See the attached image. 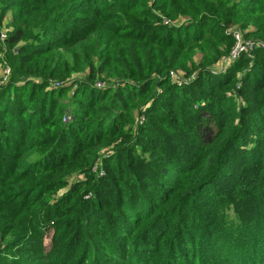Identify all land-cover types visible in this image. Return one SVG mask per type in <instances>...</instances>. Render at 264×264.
I'll use <instances>...</instances> for the list:
<instances>
[{"label":"trees","instance_id":"16d2710c","mask_svg":"<svg viewBox=\"0 0 264 264\" xmlns=\"http://www.w3.org/2000/svg\"><path fill=\"white\" fill-rule=\"evenodd\" d=\"M9 14L0 264H264V50L224 67L234 31L264 43V0H0ZM75 72L64 123L47 88Z\"/></svg>","mask_w":264,"mask_h":264},{"label":"rangeland","instance_id":"374dc122","mask_svg":"<svg viewBox=\"0 0 264 264\" xmlns=\"http://www.w3.org/2000/svg\"><path fill=\"white\" fill-rule=\"evenodd\" d=\"M11 14L8 15V17L3 21L2 25H0V91L2 90L3 87H5L10 80L13 78V66L10 62V58H15V55H17V53H19V48L17 52H15V49L13 50H8V48L5 45L6 40L9 37V34L13 31V28L10 27L9 23L11 21ZM242 36L245 37V35L242 34ZM252 39V38H250ZM255 41H260V40H256V39H252ZM262 42V41H260ZM228 59V58H227ZM226 59V60H227ZM225 60V61H226ZM227 63V62H225ZM228 64V63H227ZM220 69H222L221 66H217L214 67V71H219ZM227 70V69H226ZM9 71V74H8ZM83 73L81 72H75L73 73V75L66 79H54V80H50L49 82V86H48V90L50 91H56V93H63L64 97L61 99V103L63 105H66L67 107V112L64 115V119L63 122L64 123H71L76 115L75 112V107H77L76 102L73 101V99H76L77 95H79V90H80V81L84 79L83 77ZM182 78L187 79L184 75H182ZM176 78H172V82L174 84H176L178 87H185L186 85L190 84V81L192 82L195 78H190L189 81L187 82V84H181L180 82L175 80ZM33 80L36 81V78H34ZM105 81H97L94 84V87L96 89H99V87L97 86L99 83H101L102 85H104ZM111 87V86H110ZM100 90V89H99ZM209 120V119H207ZM204 131H205V136L206 137H210L211 133L214 132L215 130V124L212 122H208V123H204ZM107 156V154H104V157ZM100 163H97L96 165H94L93 167V171L98 173L100 171ZM86 178V176L84 177H80L79 179H74V181L71 183H75V182H80L83 181ZM70 184V185H71ZM69 187H66L63 191L62 194L66 193L69 190ZM60 196H58L59 198ZM91 195H87L86 198H90ZM229 223H234L235 226L239 225L240 223H245L242 220H239L238 218L231 219L228 221ZM47 231V230H46ZM46 238H44V246L46 251L50 249V245H51V239L53 236V230H49L47 232H45Z\"/></svg>","mask_w":264,"mask_h":264},{"label":"built area","instance_id":"2783aa9c","mask_svg":"<svg viewBox=\"0 0 264 264\" xmlns=\"http://www.w3.org/2000/svg\"><path fill=\"white\" fill-rule=\"evenodd\" d=\"M233 35H234L235 42L230 52L229 58L225 61L227 63L233 62L239 59L242 55H247L248 57H252L253 52L258 48L264 50L263 42L255 41L252 39H247L244 36H242V32L239 30L234 31ZM225 62H224V67L227 66V63ZM8 74H9V71H8ZM182 75L183 74H177L173 78H176L175 80L180 82L181 84H187L190 78L192 79L195 78V75H192L191 77L189 78L186 77L187 79H184L182 78ZM97 86L99 87V89H104L107 87L106 83H104V85L99 83ZM141 121H144V118H142Z\"/></svg>","mask_w":264,"mask_h":264}]
</instances>
